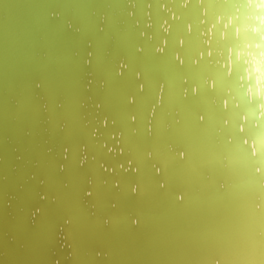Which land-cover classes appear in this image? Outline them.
Returning <instances> with one entry per match:
<instances>
[{
    "label": "water",
    "instance_id": "95a60500",
    "mask_svg": "<svg viewBox=\"0 0 264 264\" xmlns=\"http://www.w3.org/2000/svg\"><path fill=\"white\" fill-rule=\"evenodd\" d=\"M184 79L216 87L200 96L207 130L174 162ZM236 114L264 135V0H0V264H264L252 186L225 158L221 118ZM129 160L138 174L120 168Z\"/></svg>",
    "mask_w": 264,
    "mask_h": 264
},
{
    "label": "snow or ice",
    "instance_id": "6c2138e0",
    "mask_svg": "<svg viewBox=\"0 0 264 264\" xmlns=\"http://www.w3.org/2000/svg\"><path fill=\"white\" fill-rule=\"evenodd\" d=\"M167 21H165V24ZM71 27V24L68 25ZM150 26V25H149ZM163 27V26H162ZM215 27V25H213ZM163 30L168 32V27H164ZM192 26L188 25L187 31L190 33ZM184 41L181 40L180 44L183 45ZM166 44V41H165ZM158 53H163L165 51L164 47H158L155 49ZM92 53H89L91 56ZM207 55L210 57L211 52H208ZM203 59V54L199 57ZM175 60L179 65H183L185 61L177 55ZM199 60L193 61L194 64H197ZM87 63H91V60H88ZM128 67L126 62H121L118 66L119 75L123 74V70ZM229 75H231L229 73ZM139 76V74H138ZM251 79V77H249ZM184 87L180 93V102H181V112H177L176 118L173 120L172 125H169V132L173 137L171 143L167 146V151L170 154V159L174 162H182L189 158L191 154V144L189 139L196 134L203 133L207 130L208 122L210 119L209 113L207 110H204L200 107V96L202 90L205 88L210 92L215 91L216 82L213 80L205 79L203 82H193L189 84L188 79L183 81ZM144 85H140V90H143ZM165 91V85L162 84L159 88V95L157 97V104H162L163 94ZM257 98L253 97L252 103L255 104ZM215 103V101H213ZM238 107V105L236 106ZM229 108L228 100H224L222 103V110L227 111ZM156 109L152 110V117H155ZM183 113V114H181ZM238 119L232 121L229 124V121L221 118V124L228 126L227 134L223 136V143L227 148L226 159L230 164H239L244 171L246 182L252 186L251 192L247 195L246 202L244 205V211L250 219H259L264 220V135L253 136L251 124L249 123L247 117L241 118L239 114H236ZM131 119L135 121L136 117L132 116ZM104 125L107 126L108 120L103 121ZM224 128H221L223 133ZM146 132L149 136L153 133L152 120L148 122V127ZM67 151V150H66ZM109 152H114V148H109ZM122 152V150H121ZM155 153L151 150L146 152V159L149 161L154 160ZM87 161V156L81 160V164ZM103 167V165H101ZM151 167L156 176L165 177L162 181L158 182V187L160 189H166L169 185L167 179L168 175V166L167 163L161 162L160 160H155L151 164ZM120 168L125 172L132 171L134 173H139V167H133V161H128V166L125 168L124 164L120 165ZM109 171V169H105ZM114 171V170H113ZM113 187L119 188V182L113 184ZM223 187V186H221ZM130 193L132 195L139 196L141 194V186L139 184H132L130 187ZM87 196L91 197L93 195L92 191L86 193ZM187 193L182 189H179L173 193L175 200L178 203H183ZM113 207H116L113 204ZM39 211V210H37ZM70 223V221H68ZM109 223L108 220H105V224ZM133 224H138L139 219L134 218L132 220ZM208 264H223L225 257L220 253H210L207 257ZM59 264V262H57Z\"/></svg>",
    "mask_w": 264,
    "mask_h": 264
}]
</instances>
